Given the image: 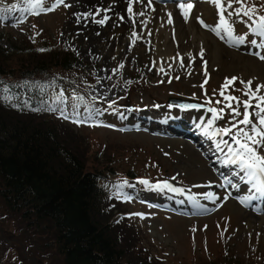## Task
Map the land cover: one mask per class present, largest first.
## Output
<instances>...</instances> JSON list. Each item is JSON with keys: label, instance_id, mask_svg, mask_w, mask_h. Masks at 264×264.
Wrapping results in <instances>:
<instances>
[{"label": "rangeland", "instance_id": "rangeland-1", "mask_svg": "<svg viewBox=\"0 0 264 264\" xmlns=\"http://www.w3.org/2000/svg\"><path fill=\"white\" fill-rule=\"evenodd\" d=\"M155 1L143 2L154 7L158 4ZM188 2L194 6L191 10L185 9L190 11L187 22L181 14L179 0L160 3L169 12L166 23L169 18L175 23L166 39L173 49L163 56L152 53L153 34L150 28L146 30L145 24L142 25L146 23L145 7L141 11L143 15H139L141 12L136 15L135 23L132 20L127 21L125 28H117V24L113 29L104 28L102 43L89 46L72 30V19H76V14L69 4L67 7L65 3L61 4L40 15L24 12L21 21L19 9L28 7L25 0H0V16H3L0 19V44L18 50L49 46L51 50L62 47L72 52V70L53 69L51 73L54 74L50 73L60 82L56 83L50 77L36 78L39 86L45 88L41 104L45 107L53 104L63 91L69 109L73 103H81L82 114L89 107L102 112L96 118L95 126H78L62 119L58 112H53V117L63 123L59 127L62 139L82 155L85 169L99 170L104 174L101 185L106 190L107 207L112 212L108 219L113 220L114 227L116 222L122 224L118 225V231L114 228L115 235L118 234L123 249L131 250L132 259L142 264H264V211L253 207L260 203V194L253 193L250 205H243L245 211L223 190L226 181L232 182L225 186L229 193L233 190L246 194L252 188L243 184L241 178H232V175L239 176L238 167L222 173L215 169L219 166L217 145L211 142L214 140L211 135L207 137L201 131L199 121L192 120L194 112L191 111L197 112L201 108L212 119V113L203 106L223 108L227 102L217 104L216 100H223L220 92L226 78L232 77L237 79L224 89L225 95L238 97L240 101L248 100L253 105L258 103L244 93L249 91L248 81L255 90V75L249 74V68L256 69L264 78V59L260 58L264 56V47L261 46L264 40L250 31L248 17L233 16L229 23L234 35L245 39L230 46L223 32L217 36L209 30L217 26V7L209 0L183 1L185 5ZM55 3L56 0H48L45 7H52ZM127 4H124L126 13ZM13 5L17 8L6 11ZM250 6L255 7L253 19L264 16V0H244L243 7L233 4L228 11L235 8L243 11ZM93 12H96L94 7L85 14ZM224 14L227 18V12ZM197 18L208 27L198 23ZM133 32L136 33L134 38ZM198 32L206 33L213 40L215 58L205 59L206 53L203 52L202 61L200 51L194 54L193 40ZM254 40L255 44L251 42ZM120 64L124 65L122 69ZM161 66L164 71H160ZM259 93L257 96L264 95V92ZM75 97L83 98L82 102ZM168 99L183 100L200 107L185 111L177 104L168 103ZM240 111L243 112L242 107ZM229 112L225 108L223 118L216 119L213 127H228L232 120ZM192 124L196 137L204 142L199 143L200 140L193 137L190 132ZM176 130L180 135L172 133ZM218 138L232 143L229 136ZM229 171L232 175L228 174ZM221 174L224 175L223 184L221 181L215 184L222 178ZM141 180L148 181V185L139 183ZM165 182L171 188L176 186L179 194L173 196L174 192L162 189ZM206 182L209 183L204 191L200 190ZM117 185L122 186L120 196L117 195ZM209 188L214 190L216 197L213 205L203 201ZM201 192L204 195L197 197L196 203L210 206L202 209L194 204L196 212L191 215L182 213L183 205L188 207V202L193 200L191 195L198 196ZM164 197L173 198L169 205L165 204ZM240 197L245 199L244 195ZM260 201V206L264 205V199ZM160 203L171 210L174 206L170 203H173L181 212L159 208ZM0 264H62L47 226L24 220L18 212L10 211L1 198Z\"/></svg>", "mask_w": 264, "mask_h": 264}, {"label": "trees", "instance_id": "trees-1", "mask_svg": "<svg viewBox=\"0 0 264 264\" xmlns=\"http://www.w3.org/2000/svg\"><path fill=\"white\" fill-rule=\"evenodd\" d=\"M42 49L0 44V86L15 97L0 99V198L24 220L47 226L62 264H138L115 235L122 224L108 219L104 174L85 169L62 139L63 123L41 104L45 88L36 78L60 82L51 71L72 70V52Z\"/></svg>", "mask_w": 264, "mask_h": 264}, {"label": "snow or ice", "instance_id": "snow-or-ice-1", "mask_svg": "<svg viewBox=\"0 0 264 264\" xmlns=\"http://www.w3.org/2000/svg\"><path fill=\"white\" fill-rule=\"evenodd\" d=\"M132 2L133 0H129V5L127 8L130 19L133 17V15H135L133 13ZM135 2L140 3L142 2V0H135ZM150 2L151 0H149V3ZM209 2L213 3L217 7L219 17L217 26L209 30L213 31L217 36H221L223 32V35L227 36V42L230 44V46H235L236 44L243 42V40L245 39L242 36L234 35V29L232 27V24L229 23V18L233 16L239 17L243 15L248 17V19L251 21V24L249 25L250 31L256 36L262 38V40H264V16H259L258 18L253 19V14L255 12L254 6L247 7L243 11H241L240 8H235L232 11H228V9L233 8V4H240L243 7L244 0H209ZM25 3L28 5V7L19 9L22 14L21 21L23 20L24 12H27L31 15H40L43 12L52 11L54 10V7H58L59 5L64 4V0H56L55 5H53L52 7H45V4L48 3V0H25ZM64 6L67 7L68 5L64 4ZM193 6L194 5L191 2H188L187 5H185V3L183 2L179 4L181 14L183 15L185 22H187L190 18V11H186L185 9L187 8V10H191ZM16 8L17 6L13 5L12 9L6 11H11ZM225 12H227V18L224 14ZM99 14L100 12L98 10L96 12V15ZM80 15H83L85 18H87L88 16H92L93 14L87 13ZM139 15H143V13L141 12L139 13ZM0 19H3V16H0ZM77 19L79 20L80 16H78ZM108 19L109 17L105 15L103 19L96 20L95 22L97 24L104 25ZM121 19H123V17H121ZM197 22L200 23L203 27H208L199 18H197ZM234 22L235 21H232V23ZM133 23L135 22L133 21ZM168 23H173L171 18H169ZM135 35L136 33L133 32V36ZM251 42L253 44L256 43L255 40ZM261 46L264 47V43H262ZM40 51L45 50L41 49ZM200 56L201 60L203 61V51H201ZM260 58L264 59V56H261ZM204 64L205 75H207L206 61H204ZM123 67V64L119 65V68L122 69ZM181 67H183L182 58ZM160 71H164L163 66L160 67ZM176 79H179V77H176ZM236 79V77H232L230 79L226 78V84L223 86V89L220 92V96L223 98V100H216V103L221 104L224 101H226L227 103H225L224 107L220 109H208V111L212 113V119L207 122L208 127L205 129V132L206 134H211L212 136H229L232 142L231 144L228 140L224 139H221L217 143L218 148L221 144H223L227 148L228 153L231 154V158L226 160L225 163L237 165L239 167L240 172L244 173L246 182L252 185V189L256 193H259L261 196H264V154H261L262 150H264V95L257 96V93H259L261 89L264 88V85L256 86L255 90L253 91L251 86L252 82H246L249 86V91L245 92L244 94L246 96H249L250 99H256L259 101L258 103L253 105L248 100L240 101L238 97L225 95L224 89H226L228 85L234 83ZM206 82L207 81H205V83ZM25 83L27 84V82ZM129 83L131 82L129 81ZM242 83L244 82L242 81ZM201 87L203 88V85H201ZM0 99L8 100L9 102L12 99H15L8 86H0ZM75 99L81 102L83 100V98L81 97H75ZM233 101H235V107L233 106ZM206 103H210V101H206ZM13 107H19V105H13ZM109 107H111V104L109 105ZM181 107L184 109H196L200 106L193 104L182 105ZM241 107L243 108V112L240 111ZM80 108L81 103H73L71 105V108L69 109V107L66 105L63 91H61L59 97L54 101V103L49 104L45 108V110L51 112H58L62 119L69 120L70 122L77 124L78 126H95L96 118L102 115V112L94 107H89L86 109L85 113L82 114ZM225 108L230 110L228 114L232 117V120L229 122V126L222 128H214L213 124L215 120L218 118H223ZM253 108L256 109V111H250V109ZM33 110L38 111L39 109ZM241 116L242 119H239V117ZM241 125L243 127H241ZM124 183L127 184L126 181ZM139 183L148 185V181L146 180H141L139 181ZM226 183L231 184V181H226ZM121 187V185L116 186L118 196L122 195ZM164 187L176 191V189H172L171 186L167 184V182H165ZM204 198L212 200L213 203L216 199V197H214L212 193H207ZM125 199H127V197H125ZM242 202L246 203L247 200H244Z\"/></svg>", "mask_w": 264, "mask_h": 264}, {"label": "bare ground", "instance_id": "bare-ground-1", "mask_svg": "<svg viewBox=\"0 0 264 264\" xmlns=\"http://www.w3.org/2000/svg\"><path fill=\"white\" fill-rule=\"evenodd\" d=\"M143 1L144 0H142V2L140 3H137L135 2V0H133L132 8H133V13L135 15H133L131 19L129 18V13L124 12V9H125L124 4L127 2L128 3L127 6H128L129 0H64V3L69 4L72 12L76 14V19H72V22H73L72 30H75L76 33L79 35V37L83 38V40H86L89 43V46H94V45L97 46L98 44L102 43L103 39H105V32L103 30L104 28L113 29L116 24H117L116 26L117 28H119V26L125 28L127 21L133 20L134 22H136L137 20L136 15L138 14V12L143 11V7H145L146 10L145 9L144 10L147 11V13L145 14L147 15L146 21H145L146 23H143L142 25L145 24L146 30L150 28L151 33L153 34V42L151 43L152 44L151 49L153 50L152 53H155L157 57L161 55L163 56L166 53H170V50H172L173 48L169 47V44L166 39H168L170 29L172 27L175 28V23L173 22L170 25L166 23V19H167L169 12H167L160 5V3L163 2V0L155 1L158 4L154 7L147 5ZM169 1H174V0H169ZM183 1L186 2L187 0H183ZM92 7H94V11L96 12L99 10L100 14L96 15V12L95 13L93 12V15L88 16L87 18H85L83 15H80V14H85ZM105 15H107L109 19L106 21L104 25H100L95 22L96 20L103 19ZM78 16H80L79 20L77 19ZM121 17H123V19H121ZM132 38H134L133 35H132ZM193 43L195 45V50H196L194 53L195 55L197 52L203 51L204 53H206L204 56L205 59L207 58L211 60L212 58H215L214 56L216 54V51H215V47L213 46V40L206 33L198 32V34L194 36ZM156 62L158 61L156 60ZM248 72L251 75L252 74L255 75V78H254L255 88L256 86L264 85V78L261 76V74L256 69L249 68ZM262 92H264V88L261 89L260 93ZM191 111L194 112V116L192 117V120L195 121L196 123H198L199 121V126H200L201 131L207 137L211 135V134H206L205 132V129L208 127V125L206 124L209 120H211L210 116L202 110H197V112L195 110H191ZM172 133L176 135H180V132L177 130L173 131ZM211 138L214 139L211 142H214V144L216 145L221 140L218 138V136L211 135ZM208 143L210 144V142ZM199 147L201 146L199 145ZM215 150L217 154L216 161H219V166L215 168L217 171L219 172L221 171L222 173L225 170H230L233 167H238L237 165L225 163L226 160L231 158V154L228 153L227 148L223 144H221L219 148L215 147ZM238 170H239V167H238ZM228 174L232 175L230 171ZM238 175L239 176L232 175V178H235V179L241 178L243 184L251 185L246 182L244 173L240 172V170H239ZM251 188H252V185H251ZM172 189H175V188L172 187ZM233 192H234L233 190H230L231 194ZM207 193H212L215 197L214 190L212 188L207 189L206 194ZM253 193H256V192L253 189H251L250 191L246 192V194L242 192H238V193L234 192V195L240 201L247 200L250 203L254 199ZM243 195L245 199L241 200L240 196H243ZM258 196L261 199L263 197L261 195H258ZM204 197H203V201L205 203L210 204L209 202H212V200L205 199ZM243 213L247 214L248 212L247 213L243 212Z\"/></svg>", "mask_w": 264, "mask_h": 264}, {"label": "water", "instance_id": "water-1", "mask_svg": "<svg viewBox=\"0 0 264 264\" xmlns=\"http://www.w3.org/2000/svg\"><path fill=\"white\" fill-rule=\"evenodd\" d=\"M169 101H171V102H174V103H176V104H181V103H183L182 105H184V104H186V105H193V103H191V102H186V101H183V100H173V99H168Z\"/></svg>", "mask_w": 264, "mask_h": 264}]
</instances>
